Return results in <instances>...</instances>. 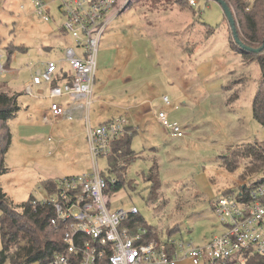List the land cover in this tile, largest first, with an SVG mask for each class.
I'll list each match as a JSON object with an SVG mask.
<instances>
[{"label":"rangeland","instance_id":"1","mask_svg":"<svg viewBox=\"0 0 264 264\" xmlns=\"http://www.w3.org/2000/svg\"><path fill=\"white\" fill-rule=\"evenodd\" d=\"M44 1L49 20L38 14L34 0H0V53L12 70L3 82L19 94L23 110L31 103L35 107L28 116L19 113L7 123L11 136L0 183L16 207L50 196L42 183L49 173L60 180L95 170L86 125L78 131L69 120H44L51 106L48 96L32 98L24 91L33 73L48 61H58L61 49L75 45L63 28L61 3ZM144 1L115 16L103 36L91 127L125 119L136 131L132 149L139 157L127 169L125 186L112 195V208L137 207L144 225L163 243L204 246L224 230L216 202L264 182V167L242 156L247 146L264 144V127L253 111L261 68L233 50L231 27L217 1L195 0L197 5L184 12L178 0ZM164 97L170 105L163 111H171L170 120L184 129L183 138H172L159 122ZM139 104L152 107L146 118H140ZM28 117L44 123L30 139L19 132V123ZM4 137L6 143L4 133L0 140ZM156 167L161 187L151 197L148 178ZM98 170L116 180L108 158L99 159ZM178 264L193 262L183 260L180 252ZM201 264L221 263L204 258Z\"/></svg>","mask_w":264,"mask_h":264},{"label":"built area","instance_id":"2","mask_svg":"<svg viewBox=\"0 0 264 264\" xmlns=\"http://www.w3.org/2000/svg\"><path fill=\"white\" fill-rule=\"evenodd\" d=\"M53 1L61 3L63 28L75 45L66 47L60 60L46 62L26 83L24 91L38 98L41 93L36 88L50 86L49 112L54 123L76 118L71 109L59 102L61 99L68 98L84 112L95 170L92 174L57 180L52 195L34 202L41 207L52 206L56 212L52 224L64 227L63 250L48 263L34 264H178L180 252L183 260L190 259L193 264H201L204 258L211 263L250 264L254 256L264 257V182L244 186L238 193L231 192L216 202L215 213L224 230L204 246L172 240L163 243L155 237L148 240L147 228H132L130 221L140 213L137 207L112 208L113 197L108 190L116 180L108 181L98 170V162L100 158H109L112 142L125 133L128 124L120 119L91 127L90 110L103 36L113 18L134 0ZM189 3L193 7L197 5L195 0ZM34 5L40 16L50 19L46 1L34 0ZM7 73L0 53V82ZM163 102L170 105L168 97ZM158 119L172 138L184 137V129L170 120L169 112L159 111ZM48 140L52 141V137ZM172 248L174 251L170 253Z\"/></svg>","mask_w":264,"mask_h":264},{"label":"trees","instance_id":"3","mask_svg":"<svg viewBox=\"0 0 264 264\" xmlns=\"http://www.w3.org/2000/svg\"><path fill=\"white\" fill-rule=\"evenodd\" d=\"M140 0H134L121 12ZM151 1L154 4L155 0ZM171 1V0H170ZM189 0H178L176 2L183 9L193 8ZM235 11L237 27L240 40L252 48H260L264 41V0H226ZM120 12V13H121ZM232 48L242 55L245 62L256 60L261 68L262 81L259 91L254 101V117L264 127V51L253 53L243 50L234 40L232 35ZM13 49H9L10 55ZM9 69L8 67H6ZM235 96H233L234 98ZM19 95L11 89L7 83L0 82V138L2 133L7 137L0 140V175L6 172L4 156L10 143V130L7 127L9 120L14 118L20 111L18 103ZM136 131L133 127L127 126L125 133L112 142V152L108 158L109 171L115 176L116 184L111 185L108 190L109 196L115 195L125 186L124 179L127 169L138 159L139 155L132 149V141ZM244 155L251 158L252 162L260 168L264 167V144L247 146ZM104 177H106L103 174ZM108 181L110 180L107 178ZM148 180L151 181V197L157 196L161 183L156 168H152ZM43 187L49 195L56 191V181H44ZM35 199L14 206L9 200L0 183V230L2 240V250L0 252V264H34L37 262L48 263L56 253L63 250L62 236L64 227L61 224L54 225L52 220L56 217V212L52 206L41 207L35 205ZM132 228L142 226L147 228L139 215L131 221ZM148 229V228H147ZM149 230V229H148ZM148 240L153 238L149 230ZM174 248L170 250V253ZM250 264H264V257L254 256Z\"/></svg>","mask_w":264,"mask_h":264},{"label":"crops","instance_id":"4","mask_svg":"<svg viewBox=\"0 0 264 264\" xmlns=\"http://www.w3.org/2000/svg\"><path fill=\"white\" fill-rule=\"evenodd\" d=\"M142 2H145V4H146V1H144V0H142ZM189 2V1H188ZM178 8H179V10H181V12H184L185 10H187V9H183V8H181L180 6H177ZM63 54H64V49H61V54H60V56H59V58H58V60H60L62 57H63ZM101 61H103V60H101V58H100V56H99V60H98V66L100 65V62ZM64 65H67V64H65L64 63ZM8 71L11 73L12 72V70H10V69H8ZM35 73H33V75H34ZM50 89V86L49 85H44V86H40V87H37L36 88V90L39 92V93H41V95H40V97H42V96H48L49 95V90ZM16 92V91H15ZM17 93V92H16ZM18 94V93H17ZM19 95V94H18ZM33 98V97H32ZM34 98H36V97H34ZM39 98V97H38ZM19 100H20V98H18V103H19V106H20V111H19V113H26L25 115H27L28 116V114L29 113H31V112H34L35 111V107H34V103L32 104H30V106H28V108H27V110H23V108H24V106L23 107H21V105H20V102H19ZM63 102V104H64V106L66 107V108H69V109H71L73 112H74V114H75V116H76V118H75V120L74 121H72L73 122V125H74V129H77L78 131H80L81 129L79 128L81 125H84L85 124V121H84V112L82 111V110H80L77 106H76V104H72V102L68 99V98H64V99H61ZM50 102H51V100H50ZM61 102V101H60ZM164 103V102H163ZM165 103H164V106L163 107H161L160 108V111H163V108L165 107ZM136 107H138L139 108V114L141 115L140 116V118L141 119H143V118H146V116L147 115H149V113H150V111L152 110V107L151 106H148V105H144V104H142V105H136ZM175 108H177V107H175ZM174 108V109H175ZM49 109L50 108H47L46 110H45V117H44V120H46V117L47 118H50V120H51V113L49 112ZM173 110V109H172ZM24 111V112H23ZM167 112H171V111H167ZM18 113V114H19ZM28 113V114H27ZM131 117V116H130ZM31 118L30 117H28V120H27V118H24L20 123H19V132H20V134H21V136H22V134L24 135V137L25 138H32V137H34L36 134H38L39 133V129H41L40 127H39V125H41V124H43L44 125V123H43V120H42V118L41 119H38L37 121H34V123L32 122V121H29ZM63 120H66V119H63ZM47 121V120H46ZM103 124V123H102ZM101 125V124H100ZM131 126H133V125H131ZM52 140H53V138H52ZM48 142H51V141H49L48 140ZM49 173V172H48ZM48 180H51V181H57V179L52 175V173H49V175H48V179H46V180H42V183L44 182V181H48Z\"/></svg>","mask_w":264,"mask_h":264},{"label":"water","instance_id":"5","mask_svg":"<svg viewBox=\"0 0 264 264\" xmlns=\"http://www.w3.org/2000/svg\"><path fill=\"white\" fill-rule=\"evenodd\" d=\"M214 1H217L222 6V8L224 10V14H225V16H226V18L230 24L232 35H233L234 40L237 43V45H239L243 50L248 51V52H253V53L258 54V53H261L262 51H264V41H263V44L260 48H252V47L245 45L240 40L239 33H238V27H237V20L235 18L234 11L231 8V6L229 5V3L226 0H214Z\"/></svg>","mask_w":264,"mask_h":264}]
</instances>
